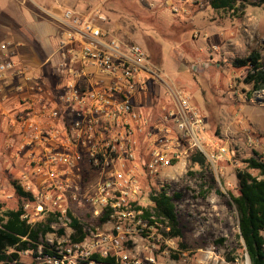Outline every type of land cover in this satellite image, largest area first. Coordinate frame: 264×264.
<instances>
[{
	"label": "built area",
	"instance_id": "built-area-1",
	"mask_svg": "<svg viewBox=\"0 0 264 264\" xmlns=\"http://www.w3.org/2000/svg\"><path fill=\"white\" fill-rule=\"evenodd\" d=\"M136 1L154 6L150 0ZM202 1L173 0L166 6L174 15H186L190 8L200 9ZM49 15L58 24L56 54L60 60L55 68L66 70L71 77L62 86L53 82V74L31 73L26 65L12 59L9 44L0 45V82L10 93L24 94L28 88L31 94L18 97L7 134L10 141L16 136L17 143L9 141L6 146L15 150L17 158L25 157L17 185L32 200L24 199L23 218L32 224L45 209L57 220L65 219L70 231L66 234L59 229L64 234H57L65 248L60 242L50 248L41 243L35 259L44 257L46 264H71L67 259L74 252L78 260L72 264H81L93 254L129 264L123 246L139 235L148 254L144 260L153 263L152 251L157 246L150 244L155 239L158 242L160 236L158 228L143 220L142 211L137 210L143 208L137 203L139 197L152 191L170 196V173L165 171L194 151L213 163L227 159V150L205 136L201 112L185 94L170 89L140 45L110 35L108 19L99 8L85 13L65 8L58 15ZM75 64L95 68L108 82L86 78L80 85L78 79L85 76L74 69ZM147 82L167 89V104H161L154 116H145L132 103L136 93L147 89ZM155 120L159 124H154ZM246 143L260 147L252 137ZM3 160L9 163V159ZM72 204L89 208L96 218H105L101 231L96 228L89 235L83 229L86 236L78 244L71 243L72 230L66 218ZM31 208L37 210L34 215ZM261 235L264 239V231ZM44 247L51 255L44 253ZM137 253L131 263L143 264ZM243 257L244 262L239 258L229 261L214 248L205 254L210 264H249L247 255Z\"/></svg>",
	"mask_w": 264,
	"mask_h": 264
},
{
	"label": "rangeland",
	"instance_id": "rangeland-1",
	"mask_svg": "<svg viewBox=\"0 0 264 264\" xmlns=\"http://www.w3.org/2000/svg\"><path fill=\"white\" fill-rule=\"evenodd\" d=\"M208 1L203 0L198 10L190 8V13L182 18L190 20L192 13L202 11L200 16L192 22L185 19V22L174 23L173 28L168 19L155 17L153 22L149 20V15L155 16L150 12L153 8L149 2L136 1L143 11L131 17L124 13L122 16L105 13L104 4L95 7L101 0L87 1L89 7L85 9L86 12L95 7L106 15V27L111 36L124 43L140 45L167 84L170 85L174 80L177 85L188 89L204 117L206 135L224 147L229 155L227 159L213 163L206 159L209 166L205 167L193 166L188 158L182 159L183 165L179 172H171V181L168 183L170 196L175 193L182 196L175 201L182 238L168 239L164 235L166 230L159 227L156 232L160 236L159 241L155 239L150 244L157 246L152 251L154 262L150 263L144 260L148 254L143 250L142 236L137 235L123 246L122 251L130 257L129 264H132V257L137 252V258L143 264H210L206 262L205 254L213 248L225 259L231 250L235 251L239 259L243 257V245L238 238L237 214L228 192L237 195L235 175L237 171L244 170L243 162L246 159L253 157L254 153H260L264 159V150L261 149L264 148V91L252 92V87L242 82L248 68L235 69L232 61L257 51L264 66V5L249 6L242 17L236 18L231 13L212 10ZM248 1L253 3L258 0ZM25 4L35 9L31 2L25 1ZM208 22L211 27H215V31L209 32ZM192 27L195 29L191 30ZM147 43L161 48L159 57L147 47ZM202 43H206L207 47L201 53L199 47ZM153 87V93L161 91L157 86ZM160 88L167 91L163 86ZM248 137L258 140L260 147H248ZM205 150L210 153V149ZM0 165L9 163L0 158ZM170 171L167 169L165 172ZM15 178V172H0V204L7 210H15L24 202L15 193L14 184H18ZM148 196L142 195L137 203L143 208H150ZM36 211V208L30 209L32 215ZM70 211L80 221L86 234L90 235L96 228L100 231L103 229V218H96L89 208L72 204ZM47 215L44 209L34 217L32 224L44 221ZM51 227L53 234L42 238L40 242L48 244L49 248L60 242L61 247L65 248L56 233L59 229L70 233L65 226V219L57 220ZM179 244L185 245L186 249H181ZM172 255L178 259H173ZM45 260L44 257L39 260L33 258L30 252L21 255L23 264H46ZM67 260L72 264L78 260V256L73 252ZM118 264L123 263L119 260Z\"/></svg>",
	"mask_w": 264,
	"mask_h": 264
},
{
	"label": "trees",
	"instance_id": "trees-1",
	"mask_svg": "<svg viewBox=\"0 0 264 264\" xmlns=\"http://www.w3.org/2000/svg\"><path fill=\"white\" fill-rule=\"evenodd\" d=\"M208 3L214 11L231 13L232 17L240 18L245 14L247 7H261L264 5V0L253 3L248 0H209ZM138 6L136 0H107L103 5V11L114 15L122 16L124 13L135 17L139 11H143ZM153 18L155 16L149 15L151 22H153ZM140 29L145 33L144 29ZM152 45L147 43V47L156 52L159 57L161 48ZM232 66L235 69L248 68L242 82L251 86L252 92L264 91V66L259 52L252 51L244 58L234 59ZM248 96L250 97V94ZM188 159L193 166H209L205 156L198 150L194 151ZM243 163L245 165L244 170L237 171L235 175L238 186L237 195L228 192V196L237 214L238 238L243 245V255H247L249 264H264V239L261 235L264 231V159L261 154L254 153L253 157L246 159ZM14 189L19 198L32 200V196L26 194L18 185H15ZM181 197L179 193L169 196L164 191H152L148 198L151 207H137V210L142 211V218L149 225L158 229L159 227L164 228L166 238L181 239L182 231L179 227L175 206V201L180 200ZM23 216L22 206L15 210H7L0 204V264H23L21 263V255L25 252L32 253L33 258H36L37 249L42 245L40 238L53 233L51 225L57 221L55 215L49 213L44 221L36 224H29ZM66 218L69 219V228L72 230L71 243L82 242L86 236L82 224L73 216L71 211L66 212ZM57 234L61 236L64 231L58 230ZM179 246L183 250L186 249L183 244H179ZM44 253L51 255L46 247H44ZM172 258L178 259L175 255H172ZM235 258L238 257L234 250L226 255V259L229 261ZM240 259L242 260L243 257ZM90 263L117 264L113 257H102L96 254L89 256L81 264Z\"/></svg>",
	"mask_w": 264,
	"mask_h": 264
},
{
	"label": "crops",
	"instance_id": "crops-1",
	"mask_svg": "<svg viewBox=\"0 0 264 264\" xmlns=\"http://www.w3.org/2000/svg\"><path fill=\"white\" fill-rule=\"evenodd\" d=\"M25 1H29L35 7H30L25 4ZM0 0V45L9 44V50L13 49L11 54L12 59L19 60L22 64L26 65L31 73L36 75H46L53 74L54 80L58 86L66 83L71 77L66 72V70L58 71L55 68V63L60 60V57L56 54L57 41H58V24L49 15H58L59 11L65 8H74L76 11L84 13L86 8L89 7L87 1L89 0ZM107 0H101L99 4L95 7L103 5ZM154 6L151 9V13L155 15L156 18L168 19L172 24L185 22L186 15H174L170 12L169 8L166 6L173 0H150ZM209 2V1H208ZM94 7V8H95ZM156 7V8H154ZM202 11H197L192 13V17L187 19V21L192 22L197 16H200ZM189 18V17H188ZM184 20V21H183ZM186 25V24H183ZM208 30L215 31V27H211L208 22ZM195 29L192 27L191 30ZM193 32V31H191ZM203 44V43H202ZM201 46V45H200ZM206 43L199 47V51L202 53L206 50ZM3 58V53L0 50V60ZM198 61H204L203 59H198ZM74 69L77 72L83 74L84 77L78 79L80 85H84L85 79L90 78L91 81H103L105 84L108 80L102 76L97 70L90 66H85L84 64H75ZM208 79H210L208 77ZM215 81V79H214ZM170 82V81H169ZM148 83V82H147ZM170 89L173 91H178L185 94L192 106L198 107L195 100L191 98V94L188 89L177 85L174 80L168 84ZM27 87V86H26ZM161 91L153 93V84L149 82L147 84V89L142 92L136 93L132 103L133 107L145 114V116H154L158 114L161 108V104H167V91L165 92L159 86H157ZM152 90V91H151ZM23 94L10 93L4 87L3 83L0 82V158L9 159V165L1 166L0 172H15L16 178L19 179L20 175L24 172L25 157L20 158L16 156L14 149H7V142L10 140L7 137L11 127H9L10 117L15 113V107L18 97H24L31 95L28 92V88ZM154 124H159V121H154ZM209 138V135H206ZM13 145H16L17 138L14 136L10 141ZM146 150V147L143 148ZM260 154V153H259ZM189 158V157H188ZM181 160L179 163L175 164L168 175L171 172H179L182 164ZM8 175V174H7ZM3 177V175H1ZM168 182L171 179L167 178ZM17 184H14V186ZM169 186V185H168ZM15 190V189H14Z\"/></svg>",
	"mask_w": 264,
	"mask_h": 264
}]
</instances>
